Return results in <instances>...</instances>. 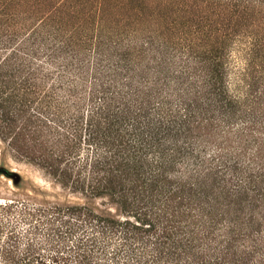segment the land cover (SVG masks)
Listing matches in <instances>:
<instances>
[{"label":"trees","instance_id":"16d2710c","mask_svg":"<svg viewBox=\"0 0 264 264\" xmlns=\"http://www.w3.org/2000/svg\"><path fill=\"white\" fill-rule=\"evenodd\" d=\"M113 1L78 0L92 28L18 43L14 157L82 201L31 192L1 259L264 264V87L232 92L223 46L106 26Z\"/></svg>","mask_w":264,"mask_h":264},{"label":"rangeland","instance_id":"374dc122","mask_svg":"<svg viewBox=\"0 0 264 264\" xmlns=\"http://www.w3.org/2000/svg\"><path fill=\"white\" fill-rule=\"evenodd\" d=\"M103 10L108 13L103 21L106 26L142 28L141 38L223 46L230 90L238 95L247 92L248 86L263 90L264 50L250 55L251 45L264 44V3L259 0H117L105 4ZM97 11L91 4L80 7L78 0H0V253L3 248L12 250L16 234L28 229L26 207L34 190L51 201H82L80 195L63 191L41 168L14 157V57L18 43L35 32L46 37V32L59 27L65 32L82 25L92 28L100 22ZM85 14L91 18L83 17ZM0 263L5 264L1 256Z\"/></svg>","mask_w":264,"mask_h":264},{"label":"bare ground","instance_id":"6f19581e","mask_svg":"<svg viewBox=\"0 0 264 264\" xmlns=\"http://www.w3.org/2000/svg\"><path fill=\"white\" fill-rule=\"evenodd\" d=\"M1 264V263H0Z\"/></svg>","mask_w":264,"mask_h":264}]
</instances>
